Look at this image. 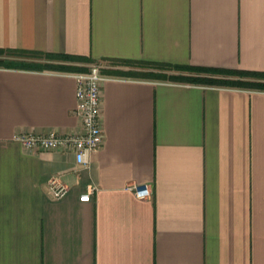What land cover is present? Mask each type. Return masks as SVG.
Segmentation results:
<instances>
[{
    "label": "crops",
    "instance_id": "obj_1",
    "mask_svg": "<svg viewBox=\"0 0 264 264\" xmlns=\"http://www.w3.org/2000/svg\"><path fill=\"white\" fill-rule=\"evenodd\" d=\"M0 48L88 56L110 76L86 166L15 137L80 133L73 74L90 63L0 66V264H264V90L116 64L264 71V0H0ZM52 176L67 195L50 196Z\"/></svg>",
    "mask_w": 264,
    "mask_h": 264
},
{
    "label": "built area",
    "instance_id": "obj_2",
    "mask_svg": "<svg viewBox=\"0 0 264 264\" xmlns=\"http://www.w3.org/2000/svg\"><path fill=\"white\" fill-rule=\"evenodd\" d=\"M105 66L93 63L88 70L75 72L77 80V105L75 112L81 119L82 131L74 134H35L31 132L19 133L16 139L27 149L31 150H57L67 149L75 154L79 165H88L91 155L98 151L105 142V135L101 122L102 84L110 78L104 72ZM95 188L81 196V200L88 201ZM129 189L141 198L152 194L151 188L146 184H131ZM69 188L58 177L52 176L48 180V192L52 198H62L67 195Z\"/></svg>",
    "mask_w": 264,
    "mask_h": 264
},
{
    "label": "trees",
    "instance_id": "obj_3",
    "mask_svg": "<svg viewBox=\"0 0 264 264\" xmlns=\"http://www.w3.org/2000/svg\"><path fill=\"white\" fill-rule=\"evenodd\" d=\"M45 57L53 62H37L27 60L37 56ZM93 59L88 56L73 55L67 53L51 52H28L24 50L0 48V66L4 67H26L38 69H57L63 71H73L85 68L79 63H91ZM145 64L149 70L143 72V76H153L155 78L170 79L173 81L189 83H205L212 85H223L230 87H240L248 89L264 90V71L209 68L203 66H194L186 64H176L168 62L151 61H126ZM176 69L177 73H167L166 69Z\"/></svg>",
    "mask_w": 264,
    "mask_h": 264
},
{
    "label": "rangeland",
    "instance_id": "obj_4",
    "mask_svg": "<svg viewBox=\"0 0 264 264\" xmlns=\"http://www.w3.org/2000/svg\"><path fill=\"white\" fill-rule=\"evenodd\" d=\"M92 64L93 63H90L88 65V67H90ZM116 64L119 67H121L122 70L125 71V74L126 75H129V76H136L137 78H143V77H145V78H148V79H155V80H161V81H173V80H170V79L155 78L153 76H143V72H145L144 69L146 68V66H145V64H142L140 62H137V63H133V62H121L119 64L118 63H116ZM165 71H167V73H169V74H171V73H177L178 72L176 69H171V68H168ZM175 82H180V81H175ZM201 84H205V83H201ZM206 85H212V84H206ZM221 86H223V85H221ZM245 88H247V87H245Z\"/></svg>",
    "mask_w": 264,
    "mask_h": 264
}]
</instances>
